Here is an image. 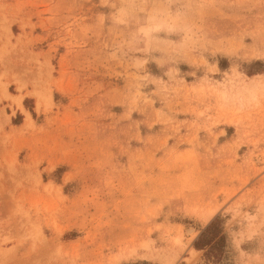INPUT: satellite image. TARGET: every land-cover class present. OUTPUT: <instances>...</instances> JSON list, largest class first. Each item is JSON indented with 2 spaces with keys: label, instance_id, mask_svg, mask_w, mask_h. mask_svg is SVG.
<instances>
[{
  "label": "rangeland",
  "instance_id": "obj_1",
  "mask_svg": "<svg viewBox=\"0 0 264 264\" xmlns=\"http://www.w3.org/2000/svg\"><path fill=\"white\" fill-rule=\"evenodd\" d=\"M0 264H264V0H0Z\"/></svg>",
  "mask_w": 264,
  "mask_h": 264
},
{
  "label": "trees",
  "instance_id": "obj_2",
  "mask_svg": "<svg viewBox=\"0 0 264 264\" xmlns=\"http://www.w3.org/2000/svg\"><path fill=\"white\" fill-rule=\"evenodd\" d=\"M217 218L218 216H215L212 220H210L209 223L198 235L197 239L194 241L193 245L197 249H201L209 244L208 249L206 251L211 253L217 250V247L220 246L223 237L222 235H218V226L216 223Z\"/></svg>",
  "mask_w": 264,
  "mask_h": 264
},
{
  "label": "crops",
  "instance_id": "obj_3",
  "mask_svg": "<svg viewBox=\"0 0 264 264\" xmlns=\"http://www.w3.org/2000/svg\"><path fill=\"white\" fill-rule=\"evenodd\" d=\"M10 95H12L11 93H9ZM14 95H16V94H14ZM22 100H23V96H22V99H21V104H22V106H23V102H22Z\"/></svg>",
  "mask_w": 264,
  "mask_h": 264
}]
</instances>
